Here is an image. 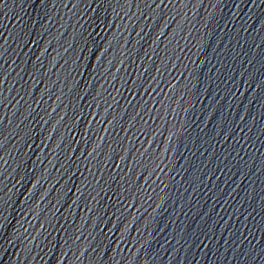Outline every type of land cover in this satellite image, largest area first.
Segmentation results:
<instances>
[{
	"label": "water",
	"instance_id": "obj_1",
	"mask_svg": "<svg viewBox=\"0 0 264 264\" xmlns=\"http://www.w3.org/2000/svg\"><path fill=\"white\" fill-rule=\"evenodd\" d=\"M7 264H264V0H164Z\"/></svg>",
	"mask_w": 264,
	"mask_h": 264
}]
</instances>
